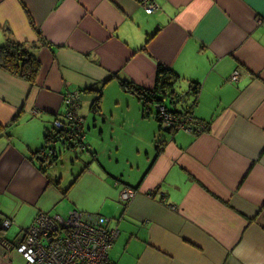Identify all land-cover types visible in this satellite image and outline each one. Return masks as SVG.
Wrapping results in <instances>:
<instances>
[{
  "label": "crops",
  "instance_id": "1",
  "mask_svg": "<svg viewBox=\"0 0 264 264\" xmlns=\"http://www.w3.org/2000/svg\"><path fill=\"white\" fill-rule=\"evenodd\" d=\"M262 21L264 0H0V46L40 63L34 85L0 69V264H25V230L58 208L109 219L112 264H264ZM160 66L195 94L197 131L109 79L152 90ZM100 86L98 113L80 98L88 157L42 160L63 96Z\"/></svg>",
  "mask_w": 264,
  "mask_h": 264
},
{
  "label": "built area",
  "instance_id": "2",
  "mask_svg": "<svg viewBox=\"0 0 264 264\" xmlns=\"http://www.w3.org/2000/svg\"><path fill=\"white\" fill-rule=\"evenodd\" d=\"M152 8V5L148 4L145 7L146 13H151ZM81 96L82 91L79 89L67 92L62 99L63 119L54 121L58 134H68L67 142L70 143V147L77 148L80 154L88 150L83 133L84 120L78 113ZM164 109L166 110L163 106L158 107V117L175 130L187 132L190 131L189 124L196 125L189 115L175 116ZM58 134L52 136L51 144L56 143ZM123 190L125 191L121 195V200L129 202L134 191L128 188ZM108 222L109 219L103 216H85L75 209L68 211L66 217L40 213L25 230V236L15 250L25 264H112L109 261L108 250L112 247L118 230L109 228ZM5 224L7 227L10 222ZM6 248L11 247L8 245Z\"/></svg>",
  "mask_w": 264,
  "mask_h": 264
},
{
  "label": "trees",
  "instance_id": "3",
  "mask_svg": "<svg viewBox=\"0 0 264 264\" xmlns=\"http://www.w3.org/2000/svg\"><path fill=\"white\" fill-rule=\"evenodd\" d=\"M0 69L4 70L12 76H16L17 78L27 81L28 83H30V85H34L36 76L40 69V63L35 53H33L23 44L16 43L15 41L8 38L6 42L2 46H0ZM111 77H115L117 79L119 86L123 91L134 94L138 101L143 105L145 111L148 109L149 105L153 107L157 105L159 106L166 100L168 102L170 101L171 105H173V101L179 96L175 92L170 93V90L174 87V84L179 79L178 75L174 71L164 69L161 66L157 70L155 85L152 90L136 86L129 81L121 80L116 75L110 76L109 79ZM109 79L104 82H107ZM196 88L197 87L195 86L191 88L194 93L196 92ZM85 92L86 94H89V92H93L95 94L92 105L94 108V113H98L97 111L99 110V102L102 96L101 86L97 89H87ZM166 93H168V96L166 95ZM178 114H187L193 120H196L187 108L183 109L182 112L178 111ZM50 138L51 135L45 136V144L47 147H43V155L45 151L50 150L48 149V146H50L48 144L50 142ZM58 147L60 146H56V151L58 150ZM46 158L47 157L44 155V159ZM47 160L49 159L47 158ZM51 160L54 161V159L52 158ZM55 162L56 161H54V163Z\"/></svg>",
  "mask_w": 264,
  "mask_h": 264
},
{
  "label": "rangeland",
  "instance_id": "4",
  "mask_svg": "<svg viewBox=\"0 0 264 264\" xmlns=\"http://www.w3.org/2000/svg\"><path fill=\"white\" fill-rule=\"evenodd\" d=\"M173 91H176V92H181V91H183V86L179 83V81H177L175 84H174V87H173ZM68 92H70V91H68ZM188 93V92H187ZM179 99V100H178ZM194 99H195V94H193V93H190V94H187V95H183V96H181V97H179V98H177L176 100H174L173 102L175 103L176 101H178V103L177 104H174V107H172V105H171V103H170V101L168 102L167 100L164 102V104H165V106H166V108L168 109V110H170V109H173L174 110V108H175V110H177V111H179V112H182V110L183 109H186V108H188L193 102H194ZM148 110L149 111H145V114H151L152 116L153 115H155V108L153 107V106H148ZM160 123H162L163 124V126H165L166 125V123L165 122H162V121H159ZM85 131V138H86V130H84ZM86 141H87V139H86ZM74 149V153H75V155L76 156H78V157H80V159H81V156L83 157V158H87L88 157V153H87V151H84L83 153H81L80 154V151L77 149V148H73ZM67 154H68V152H67ZM81 155V156H80ZM74 156V155H73ZM47 158L49 159L50 158V155L49 154H47ZM125 190H121L120 192H119V200L122 202V200H121V195H122V193L124 192ZM60 208H58V209H56V210H54V211H52L51 212V214H48V213H46V215H49V216H53V215H58V213H55L57 210H59ZM62 214H60V215H63V217H66V215L68 214V211H66V212H64V211H62L61 212ZM38 214H40V212L39 213H37V215ZM36 215V216H37ZM83 215H85V216H88L87 214H84L83 213ZM36 216L34 217V219L36 218ZM101 216V215H100ZM34 219H33V221H34ZM4 221V222H3ZM32 221V222H33ZM6 222H8L9 223V221L8 220H2V222H1V227L2 228H7L6 227ZM113 228H116V227H113ZM24 236H25V234H24ZM24 238V237H23ZM17 252V251H16ZM18 253V252H17ZM20 255V254H19ZM21 256V255H20Z\"/></svg>",
  "mask_w": 264,
  "mask_h": 264
},
{
  "label": "flooded vegetation",
  "instance_id": "5",
  "mask_svg": "<svg viewBox=\"0 0 264 264\" xmlns=\"http://www.w3.org/2000/svg\"><path fill=\"white\" fill-rule=\"evenodd\" d=\"M165 102V101H164ZM164 102H162V104L161 105H159V106H163V104H164ZM157 105V104H156ZM165 110V109H164ZM166 111V110H165ZM183 117H181V119H182ZM83 133H84V126H83ZM85 134V133H84ZM54 134H52L51 135V138H52V136H53ZM58 140L56 141V143L54 144V146H61V147H63V148H68V153H70V152H72V153H74L75 151H74V147H70V143H68L67 142V139H68V141H69V135L68 134H64V133H60V134H58ZM50 138V139H51ZM52 142H51V140H50V142L48 143L49 145L51 144ZM64 145H65V147H64ZM74 151V152H73ZM50 153V151H45V156L47 157V154H49ZM75 154V153H74ZM51 156V155H50ZM40 158H44V155L43 156H41ZM49 159H51V158H49ZM114 184H117V186L120 184V183H118V182H114Z\"/></svg>",
  "mask_w": 264,
  "mask_h": 264
},
{
  "label": "water",
  "instance_id": "6",
  "mask_svg": "<svg viewBox=\"0 0 264 264\" xmlns=\"http://www.w3.org/2000/svg\"><path fill=\"white\" fill-rule=\"evenodd\" d=\"M80 91H82V95L83 94H85V90H83V89H79ZM175 91H173V88L170 90V93H174ZM176 93V92H175ZM178 94V93H177ZM166 95L168 96V93H166ZM186 95V94H185ZM181 96H183V95H179L178 96V98L179 97H181ZM179 100V99H178ZM178 103V101H176L175 102V104H177ZM174 111H177V110H175L174 109ZM62 116H64V113H63V115ZM53 134H58V130L54 127V133ZM45 147H47V146H44V148ZM61 147V146H60ZM60 147H58L57 149V151H56V146H54V144H50V146H48V149H50L49 151L51 152V156H50V158H52V159H54V160H56L57 159V157L59 156L60 157V155H61V153H63L65 150H68V148H60ZM52 150H53V152H52ZM44 158H42V160H43ZM47 159V158H46ZM51 165V164H50ZM115 186V185H114ZM121 191V190H120ZM0 221H1V217H0Z\"/></svg>",
  "mask_w": 264,
  "mask_h": 264
},
{
  "label": "bare ground",
  "instance_id": "7",
  "mask_svg": "<svg viewBox=\"0 0 264 264\" xmlns=\"http://www.w3.org/2000/svg\"><path fill=\"white\" fill-rule=\"evenodd\" d=\"M158 107H159L158 105L154 106V108H155V117L158 119V121L160 120L162 122H165L167 126H170V124H168L165 120L160 119L158 117V112H157ZM163 107L166 108L164 105H163ZM169 112L174 114L175 116H185V115H187V114H178V111H169ZM189 128H190V131H194V132L197 131L196 126L193 125V124H189Z\"/></svg>",
  "mask_w": 264,
  "mask_h": 264
},
{
  "label": "clouds",
  "instance_id": "8",
  "mask_svg": "<svg viewBox=\"0 0 264 264\" xmlns=\"http://www.w3.org/2000/svg\"><path fill=\"white\" fill-rule=\"evenodd\" d=\"M83 126H84V124H83ZM124 188H126V187H124Z\"/></svg>",
  "mask_w": 264,
  "mask_h": 264
}]
</instances>
